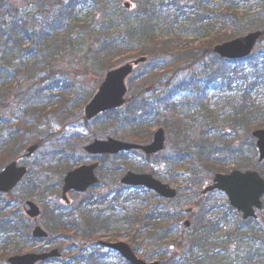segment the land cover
<instances>
[{
	"label": "trees",
	"instance_id": "obj_1",
	"mask_svg": "<svg viewBox=\"0 0 264 264\" xmlns=\"http://www.w3.org/2000/svg\"><path fill=\"white\" fill-rule=\"evenodd\" d=\"M124 1L127 0H67L68 3L59 8L57 15L53 17L50 32L45 34L46 37L33 41L23 29V24H20L14 15L9 14L13 11L17 13V9L13 10L7 0H0V22L3 20L7 36L5 39L2 37L0 25V73L5 72L0 75V129H7L8 121L3 118L6 117L5 113L10 114L12 110L17 113L20 110L19 132L9 133L0 143V149L9 148L8 151L14 155L23 151L24 137L31 132L27 129V125L36 126L40 115L46 113L56 103L57 97L51 96L50 88L46 89L47 99H44L39 90H36L45 85L46 81H48L47 84H53L54 79L51 76L55 74L40 77L41 74L38 71H48L52 68L58 58L57 50L65 49L69 54L73 49L81 47L74 40L75 26L72 25L77 21V10H83L89 7L91 2H95L102 4L104 9L110 12V15L104 17L106 21L103 19L98 26H101L98 31H96L97 26L89 27L88 36L93 40L90 46L94 47L93 60L100 72L115 69L119 64L116 58L124 53L132 54L136 59L150 57L155 61L170 54L174 56L177 65L181 61L186 65H193L196 62L204 64L202 73L194 75L184 84L174 88L177 94L183 91L191 94L189 99L179 100L177 103L172 102L171 96L164 98L162 102H149L146 98H142L145 91H150L157 85L169 86L168 80L164 79V73L159 74V71L160 69L168 71L172 68L157 65V63L149 64L147 71L132 80L130 84L132 99L127 103L126 109L105 114L104 120L97 121L95 125L102 128L116 124L118 131L122 129L120 131L122 137L127 134L129 140L142 143L151 139V128L162 123V118L166 131L176 134L180 145L184 138L188 144L192 139V132L188 130L186 121L188 118L186 108H189L205 117L201 133L197 138L198 141H195L196 145L178 150L177 160L172 163L171 169L178 164L181 168L189 165L187 168L191 167L194 170L205 168L211 177L216 173L227 174L233 170L253 169L264 178V162H259L255 140L252 138V132L264 129V52L255 53L248 59L234 62L221 60L213 54L216 45L227 43L246 33L241 27L242 20L248 16L239 15L234 2H230V9L217 15L213 10L217 0H129L133 4L132 11L125 10L122 5ZM258 2L259 9L250 16L252 21L258 17H264V0H258ZM127 14L128 17H126ZM131 15L134 16L130 17ZM212 21L219 23L222 29L197 46H186L182 49L177 42L179 38L172 39L177 27H182L196 35L209 36L208 31L212 27L209 24ZM252 26L254 29L258 28V26ZM213 27L218 29L217 25ZM229 27L235 28L233 33L227 32ZM262 29L264 30V27ZM27 42H31L30 48H26ZM137 45L139 48H136ZM209 57L213 58H211L212 61L205 63V59ZM17 64L21 67L20 74L16 73L15 77L10 79L6 70L13 72L10 67ZM185 85L187 89L183 87ZM207 91L234 94L233 100L225 108L227 113L223 111L219 115L206 116L209 106ZM67 93L68 96H72V92ZM92 97L93 94L89 95L87 100L82 101L81 106L84 107ZM59 98L61 101L58 112L69 110L68 104L73 103V106H76L81 100L74 99L69 103L63 92ZM33 101L41 107L30 113L27 108H30L29 104ZM195 124L196 122L191 123V127ZM128 128L131 129V133H126ZM240 130L253 142L248 157L242 148L236 146ZM129 155L132 156L133 153ZM129 155L123 154V157L119 159L124 166L127 163L130 164V159H127ZM161 161L167 163L168 159ZM123 164H119L120 166L115 169L116 183L126 171L121 167ZM129 167L134 171L144 172L140 164ZM198 182L200 183V180ZM120 189L129 190L122 186ZM45 190L53 192V186L46 187ZM148 195L151 197L140 199L144 204L151 205L143 215H126L120 220L114 218L115 215H106L109 213L107 208L106 211L99 210L104 202L95 205L91 201H84V206L80 205L78 210L59 207L57 211L50 210L48 205L43 203L44 213H42L41 221H48L44 222L43 226L50 234L58 237L60 249L64 253V259L55 262H59L58 264H128L117 254L94 247L92 243L100 241L97 235L110 230L113 222H121L133 227L138 222L136 236L128 243L133 246L136 253L143 252L142 255L145 258L147 256L152 259L159 254L163 264H264V229L258 225L257 221L246 223L240 221L237 213L233 214L234 210L228 204L226 208L221 207V216L218 214L220 208L216 205L208 203L201 205L199 212L194 215L195 222L190 238L185 242L183 239L180 242L174 241L175 251L168 253L172 249L165 250L161 243L173 236L166 220L173 218L174 213L162 206H153L154 202H160L151 193ZM116 197L114 203L109 202L112 211L115 209L114 204L122 198L120 190ZM131 198L132 196H129L122 200L130 201ZM77 213L80 216H77ZM211 214L219 217L214 222L209 220L205 222ZM222 215L225 216L222 217ZM227 223H237L239 229L231 233L225 230V227H221ZM241 225H244V228ZM30 230V222L23 214H16V223L13 220L5 223V220L0 219V244L4 245V250L10 249L11 255L21 254L27 249L26 246L39 242L31 237ZM72 239L84 240L86 247L82 246L84 242L77 247L71 246L74 244ZM137 240L143 241L137 243ZM50 241L51 239L47 240V242ZM144 244H147V247L143 249L141 246ZM146 251L151 252L150 255L146 254ZM178 252H180L179 256L185 259L184 263L175 262ZM112 259L115 260L111 261Z\"/></svg>",
	"mask_w": 264,
	"mask_h": 264
},
{
	"label": "rangeland",
	"instance_id": "obj_2",
	"mask_svg": "<svg viewBox=\"0 0 264 264\" xmlns=\"http://www.w3.org/2000/svg\"><path fill=\"white\" fill-rule=\"evenodd\" d=\"M8 3L18 9L22 12L23 17L31 18L32 22L31 25L35 26V28H40L42 19L46 20L47 24L50 25V23L53 20V17L57 15V11L62 6L66 5L68 2L67 0H46L45 2L41 0H7ZM14 1H17L14 3ZM230 2H234L235 9L239 12V15L244 17L245 15L248 16V18H244L242 20V27L245 29V35H247L250 32H253V26H258V28L254 29V31H263L262 29L264 27V17L260 18L258 17L255 20H250V16H252L254 11H257L259 9V2L258 0H217L214 4V11H216L217 15L219 13L226 12L227 9H230L231 6L229 5ZM230 7V8H229ZM78 9V8H77ZM57 12V13H56ZM77 21L73 23L72 26H75L73 35L74 40L78 45H81L80 48L73 49L69 54L68 50H57L56 54L58 56L57 61L53 64L52 68L47 70H39L38 73L42 75H51L54 73L55 75H52L51 77L54 79L53 84H47L48 81L45 82V85L38 87L36 90H39V93L44 97V99H47L48 91L47 88L51 89V96H56V103L52 106L51 109H48L46 113H43L40 115V117L37 119L38 122L36 126H30V124L27 125V129L31 132H29L26 137H24V145L27 146L28 143L34 144L40 143L41 148L39 151L33 156V158L21 162L22 165H25L29 170V177L25 179V181L22 182V184L19 185V187L6 199L10 202V212H18L21 210V206H19V197L21 195H27L28 193L31 194L33 197L32 200L36 201L39 205H42L43 203H50L52 205L61 206L59 203V192L52 193L48 195V192H46L45 187H56L55 190H57L60 187V177L63 173L64 169H67L68 162L64 161V158L66 155L68 158L71 156L72 152H74V155L82 156L83 160H87L85 156L82 155L83 146L88 143L92 142L96 139L98 140H106L107 138H114L118 140H123L126 142H133L128 139L127 134H124L122 137V133L118 131V128L115 127L116 124L113 126L107 127H100L98 128L94 124L97 121H103V116L98 117L97 119L90 122L91 126V132L85 128L84 122L82 121V118L84 117V107L81 106L83 100H87L89 95H95L98 91L101 82L104 78V73L100 72L98 68L94 64L93 56H94V47L91 48L90 44H93V40L91 39L88 34L90 33L89 27H98L103 19L106 21V16L110 15V12L104 9V6L99 3L91 2L90 6L87 8H84L83 10L79 9L77 10ZM134 15H131L130 17H133ZM128 17V14L126 15ZM134 20V19H133ZM215 20V19H214ZM253 22V23H252ZM210 30L208 31L210 34L207 36H200L196 35L192 32L184 30L182 27H177L175 33L172 36V39L179 38L178 45H181L182 49L186 46H197L199 43L207 41L206 39L210 36H213L214 34L220 32L222 29L221 25L217 23L216 21H212L211 24H209ZM213 25H217L218 29L213 27ZM26 27V26H25ZM101 27V26H100ZM98 27L96 31L100 28ZM214 29V30H213ZM234 27H229L227 32H234ZM211 39V38H210ZM5 42V41H4ZM25 43V45H27ZM64 45V44H63ZM65 46V45H64ZM136 48H139L137 45ZM2 51V50H1ZM89 51V52H88ZM254 53H263L264 52V39H261L260 42L257 44ZM212 57L206 58V62L212 61ZM136 57H134L132 54L124 53L121 56H118L116 58L117 65L116 68L121 67L125 65L126 63L135 60ZM17 63V62H16ZM157 63V65H166L170 66L172 69L168 71H163V69H160L159 74L164 73V79L168 80V83H178L183 80H189L191 77V74L198 75L203 72L204 64L201 62H196L193 65L185 64L184 62H180L177 65L176 60L174 59L173 55H167L162 58H159L158 60H153L152 58H148L147 63L144 66H139L135 71L134 74L130 77V79L127 82L128 85V95L127 99L130 101L132 99V95L130 93V84L132 80L139 74L147 71L148 65ZM10 69L13 72H9L10 75H15L16 73L20 74V65L11 66ZM53 69V70H52ZM1 74H5V72H1ZM192 76V77H193ZM50 77V76H49ZM45 79V78H44ZM135 86V84H134ZM72 92V96H68L67 92ZM163 91V90H160ZM62 92L65 93V96L69 100V103L74 99H81L78 101V104L76 106H73V103L70 105L68 104L69 110H61L58 112L59 102L61 101L59 96L62 95ZM161 94V93H158ZM232 96L234 94H221V93H210L208 94V117L221 114L223 111L227 113V110H225L226 106L229 105V103L233 100ZM262 97V96H261ZM142 98H146L148 100L155 99L157 100V97L151 93L150 91H145L142 94ZM189 99L190 96H188L187 91L184 92L182 95H179L177 99L173 102L177 103L179 99ZM260 98V97H259ZM90 99V98H89ZM76 101V100H75ZM44 102V101H42ZM30 108H27V111L30 113L34 112V109H39L41 106L36 103V101H33L29 104ZM128 104L123 108V110L126 109ZM186 114L188 115L187 118V127L191 123H195V126L193 129H191L192 132V139L187 144V140L184 138L183 142L179 143L178 136L174 133H166L168 141L166 142V149L164 152L160 154V157H167L168 162L167 163H160L157 164V162H154L155 160H152L153 163L150 165V169H153V172L155 174L162 175L163 179L168 182L172 187L176 188L180 195L181 199H178L176 202H167L163 203L162 201H159L160 203L154 202V205H161L163 208L167 209L175 214L181 213L180 211L190 205L194 206V203H203L205 199L202 197L201 193L205 189L206 186H208L212 179L209 175L208 171L205 168H199V170H194L193 168H187L189 165H185L183 168L180 167V164L176 166L175 168L171 169L172 166V159L176 157L178 154V150L180 148H187V147H193L197 143L195 141H198L197 138L199 137V134L201 133L202 125H203V119H205L204 115L197 114L194 110L186 108ZM18 115L11 116L10 114L5 118L6 121H8V124L6 125L7 129L1 130L0 129V143L7 137V135L11 132H19L17 123V120H14L17 118ZM73 121V123H76L74 125H71L68 127V123ZM162 124L163 120L161 118ZM62 126H65V130L62 128ZM162 127V126H161ZM154 128V129H153ZM151 128L153 129V132L156 131L155 126ZM5 133H8L5 135ZM80 134L83 137H88L81 140H72L74 138L75 134ZM126 133H131V129H127ZM59 135V136H58ZM239 139L237 143V147L242 148L243 151H245L246 156L248 157L251 153V145L252 140L250 137H247L246 133L239 131ZM196 138V139H195ZM47 139V140H46ZM194 144V145H193ZM249 146V147H247ZM71 151V154L68 155L67 153ZM195 153V152H194ZM11 153H6L0 155V168H4L5 165L12 162V159L14 158V154H12V157L10 156ZM120 158H111L106 160V164L103 166L102 173L100 175V187L96 189V193L102 194L104 196L109 195V199L112 201H115L117 197L116 193L118 192V183L114 185L112 179H110L108 173L106 172L108 170V167L110 168L111 165L113 167L120 166L119 164H123L119 160ZM124 160L123 158H121ZM127 159H130V164H126L123 167V169L128 170L131 167H134L136 163V159L134 157H129ZM138 164L140 166H147L145 163V159L142 157H138ZM65 165V166H63ZM201 165V164H199ZM174 166V165H173ZM198 167V166H197ZM200 167V166H199ZM131 170H133L131 168ZM200 180V183L198 182ZM121 196L122 198H127L132 196L137 199H132L130 201H124L122 198L118 200L116 204H114V211L110 213V216H114V218L120 220L122 216H140L143 215L150 207L151 205L144 204L140 201L141 198L149 197L146 192H135L133 190L124 191L121 190ZM151 197V196H150ZM153 197V196H152ZM211 197V196H210ZM211 201L217 202L220 206L225 207L228 203V199L224 193L217 192L211 197ZM74 205L78 203V200L80 198L74 197ZM108 199V200H109ZM107 200V201H108ZM106 201V202H107ZM73 206V205H72ZM44 210V207H42ZM106 208L105 206H100L99 210H104ZM19 209V210H18ZM225 210V209H224ZM22 212V210H21ZM109 215V214H108ZM181 215V214H180ZM264 211L258 212V220L257 223L260 227L264 229ZM187 216L181 217V219L176 222H173L172 225H174V238H177L176 240L180 239L178 226L183 222L185 219H187ZM41 223V222H40ZM112 227L108 231H104L101 234L97 235V239L104 240V241H110V242H125L128 243L132 241V238L136 236L135 231L137 229L138 222L135 225V227L128 225V224H122L113 222ZM171 224V223H170ZM226 228L225 230L228 231H234V224H226L224 225ZM193 229H190L187 233H185L182 237L184 238L183 241H186L189 236L192 235ZM56 236V235H52ZM178 236V237H177ZM72 241L77 245L80 246L84 240L77 239ZM143 240H137V243H142ZM129 244V243H128ZM52 244L45 243V244H39L38 246H26L27 253L28 252H35L41 249L49 250L46 248H50ZM59 244H55V246L51 247L53 249H59ZM147 244L142 245L141 248H146ZM42 250V251H45ZM41 251V252H42ZM146 254L150 253L149 251L145 252ZM143 254V252H142ZM6 252L0 251V264L2 263V259L6 258ZM156 258V257H155ZM115 259H112L111 261H114ZM59 262H52L50 264H58Z\"/></svg>",
	"mask_w": 264,
	"mask_h": 264
},
{
	"label": "water",
	"instance_id": "obj_3",
	"mask_svg": "<svg viewBox=\"0 0 264 264\" xmlns=\"http://www.w3.org/2000/svg\"><path fill=\"white\" fill-rule=\"evenodd\" d=\"M129 9L130 5L125 4ZM262 37V32L251 33L245 37L236 39L215 47L214 53L222 59L236 60L244 59L251 55L255 45ZM146 59L142 58L133 64H127L119 69L113 70L106 75L105 81L100 87L93 100L85 108L86 118L92 120L101 113L119 109L125 105L127 87L126 79L132 74L134 67L145 63ZM253 137L257 141L260 162L264 161V130L255 131ZM165 148V132L159 130L154 135L152 144L139 146L136 144L124 143L117 140L109 139L107 141H95L86 150L94 155H115L120 152L131 150H140L147 155L160 153ZM38 149L37 146L31 147L21 154V159L31 157ZM97 165L83 167L77 171L71 172L65 179V185L62 192V198L67 202V193L70 191L85 192L91 186L95 185L98 180L94 175ZM26 175L25 168H17V164L10 165L2 174H0V193H8L13 190L17 184ZM122 184L131 187H145L159 196L167 199H175L177 191L168 185L155 180L151 175H141L129 172L123 179ZM220 191L227 195L230 205L239 213L243 214L244 220L256 218V211L263 208L262 198L264 197V179L256 171H233L228 175L218 174L214 178V183L207 188L204 193ZM24 210L27 215L33 219L38 218L41 214L39 208L32 202L24 204ZM193 213L192 209L185 210ZM191 223L186 221L182 225V230L189 228ZM36 239H45L47 234L41 229L36 228L34 231ZM118 253L130 264H148L146 261L139 259L132 248L124 243H100ZM60 257L58 250L49 254H28L17 256L8 260V264H37L49 259ZM151 264H159L151 263Z\"/></svg>",
	"mask_w": 264,
	"mask_h": 264
},
{
	"label": "flooded vegetation",
	"instance_id": "obj_4",
	"mask_svg": "<svg viewBox=\"0 0 264 264\" xmlns=\"http://www.w3.org/2000/svg\"><path fill=\"white\" fill-rule=\"evenodd\" d=\"M89 160H90V164H95V163H98L99 164V166L97 168V171H96V175L100 179V175L102 173L103 166L106 163H103L102 164L101 163V158H98V157H92V156H90ZM101 164L103 165L102 167H101ZM113 165H111L110 168L108 167V170L106 172L108 173L110 179H112V181H113V183L115 185V182L114 181H116L115 180L116 173H115V167H113ZM151 171H153V169ZM96 189L97 188H95V189H89L86 193H83V194L69 193L67 195L68 200H69V204L67 206L71 207L73 205V206H75L74 210H78L80 208V205H83L84 204V201H91V203H93L95 205L99 204L100 202H104V204L101 205V206H105L106 205V208L109 211V213H107L106 215L110 214L111 211H110L109 207H107V206L110 205L109 202H111L112 199L111 200L109 199V195L108 196H104L102 194L96 193ZM74 197L80 198V200H78V203H76L75 205H74V199H73ZM59 203L61 204V201ZM46 205H48L47 207L50 208V210H52V211L54 210L53 207L57 206V205H52L50 203H47ZM106 208L104 209L105 211H106ZM175 215L176 214L174 213V217L173 218H170V219L166 220V224H167L168 228H170V231L172 233H174L175 230H176V229H174L175 228L174 225H172V223L174 222V219L177 218V216H175ZM81 223H83V222H81ZM178 229H179V226H178ZM97 243H99V241Z\"/></svg>",
	"mask_w": 264,
	"mask_h": 264
}]
</instances>
